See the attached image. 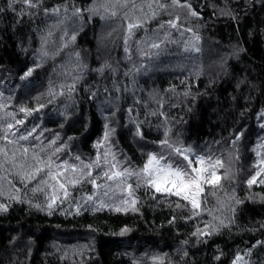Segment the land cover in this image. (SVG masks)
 <instances>
[{
	"label": "trees",
	"instance_id": "obj_1",
	"mask_svg": "<svg viewBox=\"0 0 264 264\" xmlns=\"http://www.w3.org/2000/svg\"><path fill=\"white\" fill-rule=\"evenodd\" d=\"M150 154L203 169L198 207ZM242 256L264 264V0H0V264Z\"/></svg>",
	"mask_w": 264,
	"mask_h": 264
},
{
	"label": "snow or ice",
	"instance_id": "obj_2",
	"mask_svg": "<svg viewBox=\"0 0 264 264\" xmlns=\"http://www.w3.org/2000/svg\"><path fill=\"white\" fill-rule=\"evenodd\" d=\"M129 27L131 28L133 25H129ZM162 143L167 144V141ZM176 152L182 155L184 160L188 161L189 166L192 165L193 161L190 160L187 155H184V152L181 151V149L177 148ZM163 159V156L158 158L156 155L150 154L147 163H145L142 169V171L147 174V182L152 187H154L156 191L171 192L173 189H175V194L179 196L184 192L192 191L193 189H199L200 185L198 181L203 179V177L200 175L203 169L197 170L196 168H192V172L195 173V176L189 177L187 180H185V177L188 176L187 172L183 171L179 167L173 168L170 164L162 165L161 160ZM197 162L203 163V157L198 158ZM217 163H219V161ZM39 171L43 170L37 169V172ZM115 175H119V173H116ZM218 179L219 177L214 176L213 181L210 182H215ZM254 180L255 177H253V181ZM253 181H249V183H252ZM61 187H63V185H61ZM184 198L188 199L189 197L185 195ZM192 204L194 207L199 206L195 199H192Z\"/></svg>",
	"mask_w": 264,
	"mask_h": 264
},
{
	"label": "rangeland",
	"instance_id": "obj_3",
	"mask_svg": "<svg viewBox=\"0 0 264 264\" xmlns=\"http://www.w3.org/2000/svg\"><path fill=\"white\" fill-rule=\"evenodd\" d=\"M156 156H157V155H156ZM157 157H158V156H157ZM158 158H159V157H158ZM161 164L164 165L163 162H161ZM173 168H174V167H173ZM205 176L208 177V178L213 179L214 176L217 177L218 174L214 172V173L211 174L210 176H208V175H205ZM187 179H188V177H185V180H187ZM198 183H199V184L201 183L200 186H202V183H203V182H202V180H199ZM166 187H170V186H166ZM193 190H194V191H195V190H196V191H200V187H199V189H193ZM172 191L175 192V189H173ZM182 195H187L191 201H192V199H195V201H197L196 193H195V192L188 191V192H184V193H182ZM238 261L241 262V264H244L243 256H242V258H240Z\"/></svg>",
	"mask_w": 264,
	"mask_h": 264
}]
</instances>
